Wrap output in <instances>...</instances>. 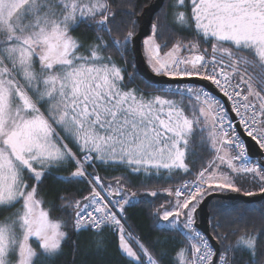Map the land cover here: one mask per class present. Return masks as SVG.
Wrapping results in <instances>:
<instances>
[{
  "label": "snow or ice",
  "instance_id": "snow-or-ice-1",
  "mask_svg": "<svg viewBox=\"0 0 264 264\" xmlns=\"http://www.w3.org/2000/svg\"><path fill=\"white\" fill-rule=\"evenodd\" d=\"M134 9L132 0H0V264H56L69 225L91 232L98 252L105 232L115 236L122 264H264V232L243 223L264 207L209 201L210 234L197 226L209 197L264 198V158L245 139L264 150V0H169L142 37ZM137 45L156 77L215 91L129 87L136 77L113 53L126 65ZM101 168L122 175L113 184ZM61 170V183L87 194L61 196L57 209L41 193ZM129 176L142 188L175 185L154 210L161 235L151 243L127 223L137 196ZM66 208L68 220L53 216Z\"/></svg>",
  "mask_w": 264,
  "mask_h": 264
},
{
  "label": "trees",
  "instance_id": "trees-1",
  "mask_svg": "<svg viewBox=\"0 0 264 264\" xmlns=\"http://www.w3.org/2000/svg\"><path fill=\"white\" fill-rule=\"evenodd\" d=\"M151 0H132L135 4V18L139 21L143 10L149 4ZM117 4L123 3L127 4L128 0H115ZM169 0H165L163 8L166 7V4ZM115 10L118 13L126 12L129 9L127 7H117ZM126 19V17H124ZM156 18L154 16L153 20ZM77 37H79L82 41L87 43H91L94 39V33L92 32H83L78 31L74 33ZM185 35V40L192 39L187 33ZM173 37L172 39H175ZM203 47H207L206 45H202ZM113 58L117 60L121 66L126 68L128 74H132L135 76V82L130 84L129 87L137 88L140 90H145V83L149 82L145 78H143L136 69L133 67L134 58L133 55H129L127 57L128 63L126 65L123 62L119 61V58L113 53ZM162 85L154 84L153 88H159ZM148 91H151L149 89ZM178 99V98H177ZM197 152L200 153V150L197 149ZM203 159H208L206 153H200ZM195 159V158H194ZM196 167H199V163H197ZM99 175L102 178H112V183L115 184L114 177L122 175V170L119 169H108L105 171L104 169H99ZM68 173L66 171H54L51 175V178L46 182L43 192L41 193L48 201H54L57 209L61 207L60 197L65 196L69 200L74 198H79V194L83 193L87 194V190L84 185H70L63 184L57 178L66 176ZM107 182V180L105 181ZM130 191H135L137 196L134 198L135 206L129 207L127 211V223L134 230L135 234L138 237L146 238V242L151 243L158 236L161 235L160 232L156 230L157 227V218L155 217L154 210L159 208L161 204H165L166 201L172 200V197L167 194H163L157 192L158 195L155 197L147 195V191H160L168 187H175V185L169 184L166 181H155L147 182L146 188H142L140 186L141 180L137 179L133 176H129L128 178ZM245 187L251 188V185H245ZM220 198H213L210 201H214ZM229 203L235 204L241 209L244 208H261L264 207V198L255 203H242L240 201H230L225 200ZM209 215L211 214V209L208 206ZM71 213V209H64L63 212L55 211L53 212V216L58 218H63L65 220L69 219V214ZM244 225L249 227L250 231L253 232H264V218H262L258 212H248L247 219L243 222ZM209 232H210V225ZM69 239L65 243L63 247V254L57 259L56 264H122V256L117 248V240L115 236L110 235L105 232V236L107 237V245L106 249L103 251H97V246L93 242V235L91 232H82L80 234H76L72 231L71 226L69 225L68 229ZM180 237H176V240H179ZM172 245H169L171 248ZM243 259L247 260L249 257L245 255Z\"/></svg>",
  "mask_w": 264,
  "mask_h": 264
},
{
  "label": "water",
  "instance_id": "water-1",
  "mask_svg": "<svg viewBox=\"0 0 264 264\" xmlns=\"http://www.w3.org/2000/svg\"><path fill=\"white\" fill-rule=\"evenodd\" d=\"M165 3V0H151L147 7L143 10V13L141 17L139 18V27H138V35L143 36L145 34H148L150 32V22L153 20L154 16L157 12L160 11V9L163 7ZM134 62L136 64V69L139 72V74L145 78L147 81H151L154 84L158 85H176V84H187L192 83L195 85H204L212 89L214 88L208 82L201 81L198 79H192L190 81L184 80V81H173L169 80L166 77H156L153 73H151L150 69L147 67L146 63L143 62L142 55L139 52V45H137V54L133 55ZM217 95H220L219 93H216ZM222 99L223 98L221 97ZM247 144L251 150V152L254 154L256 159L264 158V152L263 150H260L257 145H255L254 142L250 140V138L245 137ZM213 198H220L223 200H230V201H240L242 203H255L263 199L260 195L254 196V197H246L239 193H225L221 196H214L209 197L208 200L205 201L203 205H201V211L198 213V219H197V226L200 228L201 231L206 232L207 234H210L209 232V226H208V204L209 201ZM213 244L215 245V241H213ZM218 246V245H217Z\"/></svg>",
  "mask_w": 264,
  "mask_h": 264
},
{
  "label": "rangeland",
  "instance_id": "rangeland-1",
  "mask_svg": "<svg viewBox=\"0 0 264 264\" xmlns=\"http://www.w3.org/2000/svg\"><path fill=\"white\" fill-rule=\"evenodd\" d=\"M179 85H184V84H176V85H173V86H179ZM156 192H160V193H163V194H167L165 191H163V190H160V191H156ZM172 199H173V197H172Z\"/></svg>",
  "mask_w": 264,
  "mask_h": 264
},
{
  "label": "built area",
  "instance_id": "built-area-1",
  "mask_svg": "<svg viewBox=\"0 0 264 264\" xmlns=\"http://www.w3.org/2000/svg\"><path fill=\"white\" fill-rule=\"evenodd\" d=\"M167 86H169V85H162V87H167ZM172 87H176V86H173V85H171ZM263 152H264V150H263Z\"/></svg>",
  "mask_w": 264,
  "mask_h": 264
}]
</instances>
